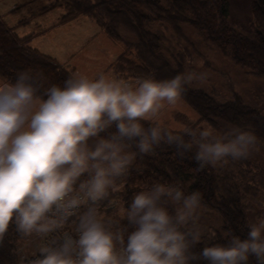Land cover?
<instances>
[{
	"label": "clouds",
	"instance_id": "9594fccd",
	"mask_svg": "<svg viewBox=\"0 0 264 264\" xmlns=\"http://www.w3.org/2000/svg\"><path fill=\"white\" fill-rule=\"evenodd\" d=\"M207 80L197 70L133 82L75 73L45 87L42 73L26 70L0 83V241L10 225L43 241L27 264H264V216L246 237L230 234L196 251L205 235L202 195L186 193L180 181L143 186L119 219L101 212L137 155L162 144L181 158L193 152L197 171L258 150L255 133L239 126L174 131L160 123L166 106Z\"/></svg>",
	"mask_w": 264,
	"mask_h": 264
},
{
	"label": "trees",
	"instance_id": "16d2710c",
	"mask_svg": "<svg viewBox=\"0 0 264 264\" xmlns=\"http://www.w3.org/2000/svg\"><path fill=\"white\" fill-rule=\"evenodd\" d=\"M40 1L45 3L39 11L19 21L18 25H27L43 13L63 9L66 13L57 22L59 24L83 15L90 17L115 41L124 42L121 28L132 32L136 40L125 43L124 50L111 64L115 76L124 81L133 82L147 76L164 80L184 73L186 62L193 61L191 50H195L191 39L184 36V24L192 27L208 45L222 52L249 75L264 79V0H250L251 18L245 25L232 23L228 0ZM14 9H19V6L16 5ZM156 25L158 29L153 28ZM16 27L9 25L0 14V78L4 82H14L19 72L30 70L43 74L45 87L52 84L63 86V82L74 71L39 52L30 45L31 35L20 36ZM167 29L185 38V45L179 42L181 45L178 46V41H175L174 46L164 38ZM174 47L179 48L172 52ZM195 52L198 53V50ZM182 100L198 115L190 127L204 125L216 129L219 128V122L223 121L254 132L259 144L264 143V109L247 105L238 94L233 93L232 98L219 99V95L213 91L190 86ZM142 123L145 127L149 126L147 121ZM132 151H136L135 148ZM192 155L193 152H190L181 158L176 155L174 146L163 144L151 154L137 155L128 175L118 181L119 189L111 192L101 205V212L116 214L118 208L123 207V204L126 207L133 194L145 185L180 181L186 193L199 191L202 206L217 211L223 218L220 229L205 233L204 243L197 245L196 251L201 250L205 243L223 244L230 234L246 237L250 224L249 213L258 207L264 210V164L251 155L247 160L230 161L217 168L208 167L197 171ZM111 217L118 219L114 215ZM123 223L127 224V221ZM210 233L215 234V239H207ZM24 238L27 237L17 233L14 225L9 226L0 241V264H21L22 260L27 264L20 252L19 242ZM250 264H255V260L250 258Z\"/></svg>",
	"mask_w": 264,
	"mask_h": 264
},
{
	"label": "rangeland",
	"instance_id": "374dc122",
	"mask_svg": "<svg viewBox=\"0 0 264 264\" xmlns=\"http://www.w3.org/2000/svg\"><path fill=\"white\" fill-rule=\"evenodd\" d=\"M40 0H0V14L11 25H17L16 31L20 36L31 35L30 45L39 52L54 58L60 64L72 69L75 73L96 78L100 74L116 77L111 64L125 48V43L136 40L135 35L125 28H121L124 42L115 41L100 29L88 16H79L75 20L57 23L66 12L63 9H55L43 13L27 25H18L19 21L30 18V15L44 5ZM230 20L236 25L248 24L251 18L250 0H228ZM19 6V9H14ZM158 29V26L153 27ZM184 36L195 45L194 57L186 62L185 72L189 70L206 71L208 80L203 86L193 84L197 89H203L219 95L221 98H232L233 93L240 96L244 103L264 109V79L256 78L247 73L245 69L235 64L223 55L219 50L208 45L204 38L190 26L182 25ZM165 37L174 46L178 41L184 42L182 36H178L173 30L167 29ZM167 46V45H165ZM179 47H174L175 52ZM196 49L198 53H196ZM200 54V57L199 55ZM117 78V77H116ZM231 82V83H230ZM230 83V84H229ZM231 85V87H230ZM232 88V89H231ZM198 119L197 113L182 99L174 106H166L160 114V123L174 131H179L189 126ZM204 126V125H202ZM217 132L232 127L226 122H219ZM253 157L259 158L264 164V143L258 144V150L253 152ZM119 207L116 214L119 219ZM249 213L250 223H254L264 210L260 207ZM261 211V215L259 214ZM102 214L111 217L105 212ZM264 216V214H263ZM200 224L205 233L214 229H220L223 218L217 211L202 206L200 209ZM20 252L25 258H32L37 252V246L43 241L32 236L20 240Z\"/></svg>",
	"mask_w": 264,
	"mask_h": 264
},
{
	"label": "crops",
	"instance_id": "0c3cea01",
	"mask_svg": "<svg viewBox=\"0 0 264 264\" xmlns=\"http://www.w3.org/2000/svg\"><path fill=\"white\" fill-rule=\"evenodd\" d=\"M4 81L0 78V83H3Z\"/></svg>",
	"mask_w": 264,
	"mask_h": 264
}]
</instances>
